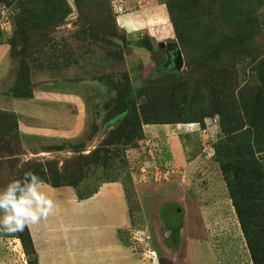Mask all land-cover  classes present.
Segmentation results:
<instances>
[{"label":"rangeland","instance_id":"obj_1","mask_svg":"<svg viewBox=\"0 0 264 264\" xmlns=\"http://www.w3.org/2000/svg\"><path fill=\"white\" fill-rule=\"evenodd\" d=\"M169 1L0 0V112L41 91L77 94L86 113L72 141L23 137L0 114V190L29 171L84 193L113 180L132 222L118 239L141 259L264 264V153L243 157L233 130L246 121L253 131L264 113V0L236 2L239 13L235 0H172L182 8L177 34ZM204 26L216 30L210 50L195 45ZM146 38L153 52L139 45ZM170 43L182 52L180 71L165 68ZM222 81L238 90L235 110L220 102ZM130 91L128 120L103 126ZM225 112L233 126L221 125ZM146 118L180 130L146 133ZM16 237L0 229V264H22Z\"/></svg>","mask_w":264,"mask_h":264},{"label":"crops","instance_id":"obj_2","mask_svg":"<svg viewBox=\"0 0 264 264\" xmlns=\"http://www.w3.org/2000/svg\"><path fill=\"white\" fill-rule=\"evenodd\" d=\"M84 103L77 94L36 91L31 98L10 101L6 110L16 115L23 137L72 141L84 131ZM172 125L175 128L169 131ZM177 125H146L145 130L175 134L180 130ZM175 147L181 160L183 151ZM41 190L53 208L36 224L27 225L38 264H150L118 239V232H125L132 223L128 199L119 183H102L96 193L82 199L70 186L43 184Z\"/></svg>","mask_w":264,"mask_h":264},{"label":"trees","instance_id":"obj_3","mask_svg":"<svg viewBox=\"0 0 264 264\" xmlns=\"http://www.w3.org/2000/svg\"><path fill=\"white\" fill-rule=\"evenodd\" d=\"M170 1L172 2V0H170ZM170 1H169L170 19H171V21L173 23L174 30H175V32L177 34V33H179L178 24H179V16H181V13H182L181 12L182 8L176 6L177 4L174 5L173 2L170 3ZM236 2H242V0H235L234 4ZM242 4L243 3L238 5L236 3V7H233L234 8V12H236V13L243 12V11H241L242 9L240 7V5H242ZM248 28L246 27L245 29L247 30ZM193 30L194 29L191 28L190 33ZM202 30H203L202 36H201V34L199 36L196 35L195 45H201V44H205V43L209 42L207 44L208 45L207 46V50H210L211 49L210 45L212 43L211 40H213V41L215 40L213 38L215 37L216 30L214 29V27L212 28V26H209V27L208 26H204V28ZM245 37H247V33H246ZM223 42H225V41H223ZM223 42L221 40L220 43L222 44ZM216 44H218V43H216ZM223 81L221 82L222 86H223L222 89L226 93L223 94V98L220 100V102H222V104L225 106L226 110L227 109L235 110L237 108L236 105L238 107H240L238 104H240V101H241V99H240V97L238 95V92H237L238 90L235 89L236 86L233 85L234 83H230V82L228 83L227 82L228 85H226L225 84L226 82L224 83ZM135 93H136V91H130L129 94L126 97H123L122 99H120V101H118V103L121 102V101H124L127 104V107H128L127 113L121 117V118H123V121H125V120L127 121L129 116H130V114H131V112H132L133 104L135 103V97H134V96H136ZM32 95H33V93H31L30 95H27L25 97H22V98H27L28 99V98H31ZM110 108H112V107H108L106 110H108ZM230 110H227L226 112H229ZM245 110H246L247 119L251 120V116H250L249 112L247 111V109H245ZM226 112L220 114V116L222 117L221 125L223 127H227L228 125L229 126H231V125L233 126V124H232V122L230 120L232 118L233 114H229L228 115V114H226ZM0 114L2 115L3 118H6V117L7 118H11L13 120V122L16 124V129L18 130L17 117H16V115L14 113H11L9 111H1ZM263 114H264L263 112H258L257 113L258 116L253 117L255 122H256L253 131H249L247 129V127H249V124L246 121L242 122L240 126L234 127L235 129L233 128V130L235 131L234 133H238V132L241 133L242 132V134L239 135L238 139L239 140L241 138L243 139L242 144H244V145H242L240 147L241 151H245L244 152L245 155H243V157L251 156V158L254 159V156L252 155V148L254 149V147L256 148V151L259 149L258 150L259 153H264V115ZM234 122H236V121H234ZM168 123H171V122H168ZM174 123L178 124L180 122H177V123L174 122ZM145 124L148 125V124H166V123L165 122L161 123V122H158V121L152 122L151 120L146 118L145 119ZM244 124H245V126H244ZM252 140L254 142H252ZM237 149H239V147ZM260 168L263 169V165H260ZM257 170H259V169H257ZM262 176L264 177V171L263 170H262ZM112 181L110 180V181H107V182H112ZM102 183H105V182H102ZM50 185L52 187L57 188V187L65 186L66 183H64L63 181H58V182L52 183ZM99 186L98 185L95 186L93 189H91L87 193H84L83 191L82 192H80V191L78 192L77 190H76V192L78 193V197L80 199L88 198V197H90L91 195H93L94 193L97 192ZM74 187L77 188L76 186H74ZM16 238L19 239V241H20L23 253H24V255H25L26 259H27L28 264H38V257H37V254H36V251H35V248H34V244H33V241H32L28 226H26L23 231L17 232V237Z\"/></svg>","mask_w":264,"mask_h":264},{"label":"clouds","instance_id":"obj_4","mask_svg":"<svg viewBox=\"0 0 264 264\" xmlns=\"http://www.w3.org/2000/svg\"><path fill=\"white\" fill-rule=\"evenodd\" d=\"M42 187V180L29 171L0 190V229L8 233L20 232L46 217L53 204Z\"/></svg>","mask_w":264,"mask_h":264},{"label":"water","instance_id":"obj_5","mask_svg":"<svg viewBox=\"0 0 264 264\" xmlns=\"http://www.w3.org/2000/svg\"><path fill=\"white\" fill-rule=\"evenodd\" d=\"M139 45L148 51L153 52L154 50L153 43L149 38L142 39ZM159 47H161V45H159ZM166 51H173V55H172L173 64H174L173 69L176 71L182 70L184 66V60H183L182 52L178 47V45L176 43H170ZM127 111H128L127 104L124 101L119 102L107 113V116L103 122V126L114 123L116 120H118L123 115H125Z\"/></svg>","mask_w":264,"mask_h":264},{"label":"flooded vegetation","instance_id":"obj_6","mask_svg":"<svg viewBox=\"0 0 264 264\" xmlns=\"http://www.w3.org/2000/svg\"><path fill=\"white\" fill-rule=\"evenodd\" d=\"M161 47L163 49L165 46L161 44ZM165 50H166V48H165ZM166 54H167V59H166L165 68L166 69H173V66H174V64H173V56H172L173 55V51H168Z\"/></svg>","mask_w":264,"mask_h":264},{"label":"built area","instance_id":"obj_7","mask_svg":"<svg viewBox=\"0 0 264 264\" xmlns=\"http://www.w3.org/2000/svg\"><path fill=\"white\" fill-rule=\"evenodd\" d=\"M134 239H135L136 241H138V239H137L136 237H135ZM10 250L15 251L14 247H12V249H10ZM10 252H11V251H10ZM1 264H10V263H8V262H6V261H3ZM15 264H19V263L16 262ZM22 264H28V262H27L25 256H24V260H22Z\"/></svg>","mask_w":264,"mask_h":264}]
</instances>
